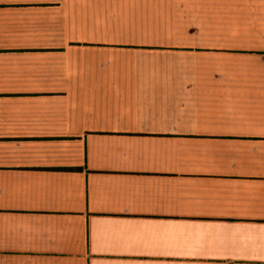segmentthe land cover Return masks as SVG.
<instances>
[{
	"label": "crops",
	"instance_id": "1",
	"mask_svg": "<svg viewBox=\"0 0 264 264\" xmlns=\"http://www.w3.org/2000/svg\"><path fill=\"white\" fill-rule=\"evenodd\" d=\"M0 264H264V0H0Z\"/></svg>",
	"mask_w": 264,
	"mask_h": 264
}]
</instances>
